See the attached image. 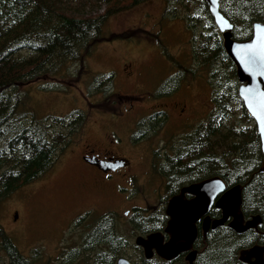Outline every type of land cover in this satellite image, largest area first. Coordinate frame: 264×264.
<instances>
[{
	"label": "rangeland",
	"instance_id": "1",
	"mask_svg": "<svg viewBox=\"0 0 264 264\" xmlns=\"http://www.w3.org/2000/svg\"><path fill=\"white\" fill-rule=\"evenodd\" d=\"M58 4L68 15L85 18L101 16L112 6L102 0H58ZM167 4L165 0H148L115 12L105 22L108 39L95 45L81 63L66 64L57 76L20 88L21 112L33 114L38 121L52 117L70 119L78 112L87 117L81 132L72 136L49 170L0 202V226L28 263L95 264L96 257L85 251L84 227L69 225L71 219L86 217L87 214H80L91 206L100 218H115L117 233L129 242L123 256L135 261L140 251L134 247L138 236L134 224L141 222L136 215L149 218L155 212H164L167 199L164 206L161 199L168 195V189L100 191L84 181L79 160L86 147L107 146L105 137L110 129L106 118L130 105L137 115L156 109H166L169 114L164 126L157 133L151 132L137 148L130 146L127 125L120 128V134L115 132V141L121 146L118 154L134 161V170L140 169V155L180 154L187 147L183 146L184 140L190 141L189 137L210 116L214 91L208 82L209 71L200 68L193 57L199 37L205 32L204 25H198L194 34L183 8L175 3L168 9ZM193 67L194 75L189 72ZM220 70L223 71L222 66ZM180 72L184 74H180L179 84L167 90L170 79ZM110 75L112 94L98 88L99 82L93 83ZM183 104L188 105L194 119L185 132L176 128ZM236 115L240 120L238 111ZM151 143L155 151L150 148ZM151 185L154 183L148 186ZM60 252L63 254L56 259ZM0 264H10L1 249Z\"/></svg>",
	"mask_w": 264,
	"mask_h": 264
},
{
	"label": "trees",
	"instance_id": "2",
	"mask_svg": "<svg viewBox=\"0 0 264 264\" xmlns=\"http://www.w3.org/2000/svg\"><path fill=\"white\" fill-rule=\"evenodd\" d=\"M102 1L112 5L106 13L85 18L68 15L58 0H0V202L49 170L58 154L68 147L72 136L80 133L87 122L86 115L81 112L70 119L52 117L38 121L33 114L21 112L20 88L48 76H57L66 64L81 63L95 45L108 39L104 26L110 15L148 0ZM165 1L167 6H176V3L183 8L184 18L191 22L189 27L194 34L198 25H204L205 32L199 37L193 57L200 68L209 71L208 82L214 91L210 116L189 137L190 141L184 140L183 146L187 147L178 154L184 158L170 161L169 176L175 182L196 175L201 179L219 176L228 187L244 186V217L260 215L262 226L259 231L249 230L242 235L235 234L227 226L218 228L207 240L201 259V264H243L238 259L240 250L264 245V158L260 137L238 95L236 67L226 54L206 1ZM177 12L175 9L174 15ZM221 12L234 25V39L247 40L252 36L253 23L264 22V0H222ZM182 72L179 75H183ZM189 72L194 75V67ZM179 75L166 83L167 90L179 84L182 79ZM93 83H98V88L104 92L113 93L112 75ZM178 190L168 189V195L161 199V206ZM213 214L215 218L221 216L218 210ZM142 215H136L141 221L139 225L134 224L137 235L163 229L166 221L163 211L155 212L149 218ZM100 219L102 224L88 237L85 249L92 251L97 248L95 246L102 245L111 253L96 257L95 264H110L124 255L129 242L117 233L114 217L108 215ZM0 249L10 264H31L1 226ZM133 264L147 263L140 255Z\"/></svg>",
	"mask_w": 264,
	"mask_h": 264
},
{
	"label": "water",
	"instance_id": "3",
	"mask_svg": "<svg viewBox=\"0 0 264 264\" xmlns=\"http://www.w3.org/2000/svg\"><path fill=\"white\" fill-rule=\"evenodd\" d=\"M205 1L222 36L226 54L236 67L238 95L256 124L264 158V22H254L251 38L238 41L233 36L234 25L221 12L222 0ZM243 190V185L228 187L219 176L181 189L168 201L165 209L169 218L165 233L169 241L164 244L163 234L154 232L147 237H136L135 245L142 248L146 259H151L155 250L159 257L170 260L192 248L197 236L196 223L203 218L205 233L225 225L237 235L249 230L259 231L263 223L261 216L246 219L242 212ZM186 195L193 199L188 200ZM214 205L221 212V217L211 220L207 215ZM194 258L195 253L188 260L193 262ZM238 259L243 264H264V245L256 244L240 250ZM117 264L131 263L122 257Z\"/></svg>",
	"mask_w": 264,
	"mask_h": 264
},
{
	"label": "flooded vegetation",
	"instance_id": "4",
	"mask_svg": "<svg viewBox=\"0 0 264 264\" xmlns=\"http://www.w3.org/2000/svg\"><path fill=\"white\" fill-rule=\"evenodd\" d=\"M209 94L211 97V93ZM176 106H178V103H176ZM132 108L133 105H130L129 108L125 107L124 110L121 109L118 114L111 113L114 115V117H110L109 119L106 118V121H108L109 124L108 128L110 129L105 137V139H108V144L106 147L95 145L92 148L88 146L84 149V154L80 156L79 160L80 164L83 166V179L85 182H90L95 189H99L100 191L115 190L117 193L125 189H179L177 193L171 195L167 199L165 204L167 205L168 200L172 196L178 194L181 189L196 184L204 179L201 180L198 175L192 179L183 180L181 182H175L173 179H171L169 176L170 171L168 169V164L174 159H183L184 157L181 155L169 156L166 154L162 155L155 153L140 155L141 159L138 161V166H140V169L134 170V161L128 159L126 156L118 154V150L121 149V146L115 141V132L120 134V128L127 125L129 140L132 141V143L130 141V146L137 148L138 145H141L146 140L151 132L157 133V131L164 126L166 121L169 119V114L166 109H156L150 111L148 110L145 113H139L137 115L136 113L132 112ZM177 119L180 122V125L176 128L181 129V131L185 132L193 125L194 119L190 117L188 105L183 104ZM149 124H151V127L148 126ZM155 125L156 128H154ZM153 143L149 144V146L155 151ZM150 183H154V185L149 187L148 185ZM186 198L188 200L193 199V197L190 195H186ZM215 210L217 209L214 205L207 215L211 220L217 219L213 214ZM81 213L82 214H79H87L86 217L82 216L79 219H71L69 225L73 226L74 228L77 224L84 227L82 228V231H85L83 236V244L85 246L88 236L91 235L97 229V227L102 224V222L99 214L95 212V208H93V206ZM15 214L16 219H18V212L15 211ZM125 215H128V212H126ZM168 220L169 218L166 216L163 229L161 231H156L163 234L164 244L169 241V236L165 233ZM203 220L204 218L196 223L197 236L190 250L181 252L170 260L159 257L154 250L152 258L146 259L142 248L137 247L140 249V255H142L143 260L147 264H201L202 254L207 248V240H210V237L213 236L216 231L210 229L205 233L203 230ZM79 226L77 225L76 227ZM151 233L154 232L139 236L147 237ZM95 247L97 248L92 249V251H85H88V255L90 256L94 255V258L106 256L111 253L110 250L103 249L102 245ZM193 253H195V258L193 262H190L188 257ZM62 254L63 252H60L59 255L56 256V259H58ZM116 254L119 253L116 252ZM122 257L125 256H119L110 264H117L118 260ZM125 258L128 259L127 257ZM128 260L131 264H133L131 259Z\"/></svg>",
	"mask_w": 264,
	"mask_h": 264
},
{
	"label": "bare ground",
	"instance_id": "5",
	"mask_svg": "<svg viewBox=\"0 0 264 264\" xmlns=\"http://www.w3.org/2000/svg\"><path fill=\"white\" fill-rule=\"evenodd\" d=\"M254 246V245H253ZM252 247V246H251Z\"/></svg>",
	"mask_w": 264,
	"mask_h": 264
}]
</instances>
